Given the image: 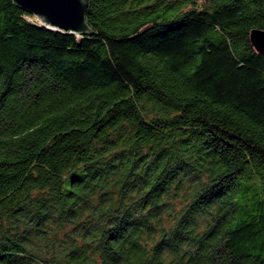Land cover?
I'll return each mask as SVG.
<instances>
[{"label":"trees","instance_id":"obj_1","mask_svg":"<svg viewBox=\"0 0 264 264\" xmlns=\"http://www.w3.org/2000/svg\"><path fill=\"white\" fill-rule=\"evenodd\" d=\"M88 2L0 0V264H264V0Z\"/></svg>","mask_w":264,"mask_h":264},{"label":"water","instance_id":"obj_2","mask_svg":"<svg viewBox=\"0 0 264 264\" xmlns=\"http://www.w3.org/2000/svg\"><path fill=\"white\" fill-rule=\"evenodd\" d=\"M24 10L36 15L49 28L82 34L94 30L86 18L88 0H13ZM251 40L259 51H264V30L253 29Z\"/></svg>","mask_w":264,"mask_h":264}]
</instances>
